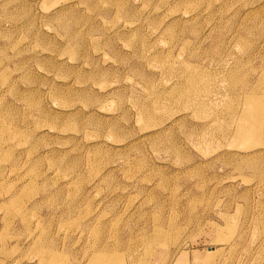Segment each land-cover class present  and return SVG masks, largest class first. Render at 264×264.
Returning <instances> with one entry per match:
<instances>
[{
    "label": "rangeland",
    "instance_id": "obj_1",
    "mask_svg": "<svg viewBox=\"0 0 264 264\" xmlns=\"http://www.w3.org/2000/svg\"><path fill=\"white\" fill-rule=\"evenodd\" d=\"M0 264H264V0H0Z\"/></svg>",
    "mask_w": 264,
    "mask_h": 264
},
{
    "label": "bare ground",
    "instance_id": "obj_2",
    "mask_svg": "<svg viewBox=\"0 0 264 264\" xmlns=\"http://www.w3.org/2000/svg\"><path fill=\"white\" fill-rule=\"evenodd\" d=\"M185 95H186V94H185ZM188 95H189V94H188ZM188 95H187V96H188ZM188 97H189V96H188Z\"/></svg>",
    "mask_w": 264,
    "mask_h": 264
}]
</instances>
